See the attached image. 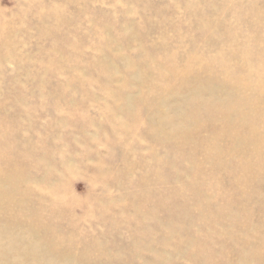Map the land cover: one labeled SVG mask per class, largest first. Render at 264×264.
<instances>
[{
    "label": "rangeland",
    "instance_id": "rangeland-1",
    "mask_svg": "<svg viewBox=\"0 0 264 264\" xmlns=\"http://www.w3.org/2000/svg\"><path fill=\"white\" fill-rule=\"evenodd\" d=\"M256 84L264 0H0V264H264Z\"/></svg>",
    "mask_w": 264,
    "mask_h": 264
},
{
    "label": "bare ground",
    "instance_id": "bare-ground-1",
    "mask_svg": "<svg viewBox=\"0 0 264 264\" xmlns=\"http://www.w3.org/2000/svg\"><path fill=\"white\" fill-rule=\"evenodd\" d=\"M255 82L257 83V81H254L253 84H255ZM262 82H263V81H262ZM257 84H258V83H257ZM257 84H256V85H257ZM259 84H261V82H259ZM261 85H263V83H262ZM257 86H258V87H257ZM257 86H256V88H261V87L264 88V86H260V87H259V85H257ZM245 88H246V87H245ZM256 88L254 87V89H256ZM254 89H253V90H254ZM242 90H243V89H242ZM251 90H252V89H251ZM260 90H261V89H260ZM262 90H263V89H262ZM248 91H250L249 88H248ZM263 91H264V90H263ZM252 92H253V91H252ZM261 93H262V91H261ZM244 94H246V92H245ZM244 94H243V95H244ZM250 94H251V93H250ZM239 95H240V94H239ZM247 95H248V93H247ZM247 95H246V97H247ZM254 95H255V94H254ZM255 96H256V95H255ZM255 96H254V97H255ZM258 96H260V95H258ZM242 98H243V97H242ZM260 98H261V97H260ZM256 99H257V98H256ZM256 99H255V100H256ZM258 100H259V99H258ZM243 101H244V100H243ZM247 101H249V100H247ZM251 101H254V99H252ZM254 102H256V101H254ZM252 103H253V102L248 103V104H251V105L254 106V103H253V104H252ZM246 105H247V104H246ZM261 105L264 106V104H261ZM256 106H257V105H255L254 107H256ZM263 106H260V105H259V106H258V107H259L258 109L260 110V109H261L260 107L263 108ZM251 107H252V106H251ZM254 107H252V108H254ZM255 109H256V108H255ZM253 110H254V109H253ZM259 110H258V111H259ZM256 111H257V109H256ZM258 111H257V113H258ZM261 111H262V110H260L259 113H261ZM254 113H255V111H254ZM255 115H256V114H255ZM262 115H263V114H262ZM257 117H258V116H256V118H257ZM261 118H262V117H261ZM257 120H258V119H257ZM261 120H263V119H261ZM260 122H261V121H260ZM262 122H263V121H262ZM254 123H255V121H254ZM261 124H262V123H261ZM252 126H253V125H252ZM262 126H263V125H262ZM258 127H261V126L258 125ZM261 128H262V130H264V129H263L264 126L261 127ZM261 128H260V129H261ZM260 129H259V130H260ZM203 130H204V129H203ZM230 130H231V129H230ZM243 130H245V129H243ZM262 130H261V132H262ZM239 131H240V130H239ZM256 131H258V130H256ZM256 131H254V132H256ZM229 132H230V131H229ZM237 133H238V132H237ZM239 133H240V132H239ZM241 133H242V130H241ZM249 133H250V132H249ZM232 134H233V133H232ZM262 134H263V133H262ZM236 135H237V134H236ZM258 135H259V134H258ZM258 135H257V137H258ZM260 135H261V134H260ZM233 137H234V136H233ZM237 137H238V136H237ZM262 137H263V135H262ZM227 138H228V137H227ZM229 138H230V136H229ZM229 138H228V139H229ZM243 138H244V137H243ZM252 139H253V138H252ZM230 140H232V139H230ZM233 140H234V139H233ZM247 142H248V141H247ZM247 144H248V143H247ZM253 145H254V144H253ZM262 148H263V147H262ZM262 148H261V149H262ZM247 149H248V148H247ZM252 149H253V148H250V149H248V150H252ZM263 149H264V148H263ZM228 150H229V149H228ZM252 151H254V150H252ZM260 151H261V150H260ZM255 152H256V151H255ZM255 154H257V153H255ZM258 157H259V156H258ZM261 157H262V156H261ZM261 157H260V160L262 161V158H261ZM257 160H258V159H257ZM260 160H259V161H260ZM262 162H263V161H262ZM254 163H255V160H254L253 162H252V161H246V162H243L242 168H243L245 171H247V173H249V171L253 170V165H254ZM257 163H258V162H257ZM257 163H256V164H257ZM258 165L260 166V164H258ZM258 165H257V166H258ZM257 166H256V167H257ZM259 166H258V167H259ZM254 167H255V166H254ZM263 167H264V166H263ZM239 168H240V166H239ZM242 168H241V169H242ZM260 168H261V167H260ZM241 169H240V170H241ZM257 170H258V169H257ZM262 170H263V169H262ZM243 173H244V172H243ZM254 173H255V172H252L253 175H255ZM259 173H261V172H258V173H256V174L259 175ZM244 174H245V173H244ZM249 174H250V173H249ZM245 176H249V175L245 174ZM256 177H258V176H256ZM242 179H243V178H242ZM246 179H247V177H246ZM246 179H245V177H244V180H246ZM244 183H246V182H244ZM245 186H246V185H245ZM239 188H240V187H239ZM243 191H244V190H243ZM240 192H242V191H241V188H240ZM241 194H245V192H244V193H243V192L240 193V195H241ZM244 196H245V195H244Z\"/></svg>",
    "mask_w": 264,
    "mask_h": 264
}]
</instances>
